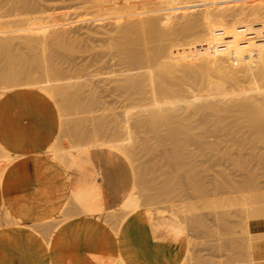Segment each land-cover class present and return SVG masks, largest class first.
Masks as SVG:
<instances>
[{
    "label": "rangeland",
    "instance_id": "rangeland-1",
    "mask_svg": "<svg viewBox=\"0 0 264 264\" xmlns=\"http://www.w3.org/2000/svg\"><path fill=\"white\" fill-rule=\"evenodd\" d=\"M25 1L31 6H29V10L31 9L29 12L32 13L33 8V15L1 19L0 24L29 19L28 24L33 25V19H45L48 23L55 24L60 30L59 33L67 36L70 42L56 47L58 41L56 36H45L39 29L32 26L31 35L39 48L38 56L47 60V65L53 64L57 67L61 76L56 80H52L51 77L40 78L42 71L35 69L32 72L33 76L40 78L37 83L27 80L17 86H0V99L7 94L27 88L38 90L50 98V101L55 104L60 121L56 144L62 148L63 163L58 162L69 170L68 166L73 162L76 150L87 146L82 141L73 139L74 130L78 134L81 132L75 127V122L78 123L80 120L81 125L80 123L77 125L85 131L98 134L104 131L107 136L111 137L113 124L111 128L108 124L111 117L113 120L114 115H117L116 121L124 120L120 122L124 126L126 117L123 116V112L126 111L125 109L129 110L130 104L132 105L130 109L135 113H137L136 110L143 108L138 107L139 101L132 100L131 103L129 102L131 100L125 99V94L120 91L119 87L127 77L144 76L146 70L142 67L134 69L132 66V68L116 51L115 45L120 36L118 37L119 31L115 23L122 19L110 20L113 12L129 8L133 4L113 5L104 0ZM186 1L191 0H161L160 2L170 4L179 10ZM160 2L155 1V3ZM212 8V11L225 15L231 30L235 29L232 35L244 33L243 35H250L251 38V34L254 33L257 38L264 37L263 21L260 23L262 32L258 31L260 27L258 22L261 19L264 20L262 5L252 4L245 0H216ZM238 29L244 31L238 32ZM203 32L174 42L178 44L179 41H200V39L203 41H200L201 44L205 42L206 44H202L201 47L202 53L207 57L218 59L216 65L235 75L236 82L226 85L224 89L226 93L231 94L237 91L239 86L245 94H251L255 90L264 91V80H256L255 70L246 72L235 68L236 57L223 54L225 49L223 37L226 35H218V37L215 35V38L212 37L214 34L204 32L210 35V38L206 36L207 34L203 36ZM257 32L259 35L256 34ZM259 32L262 33L261 36ZM199 34L202 36L200 37ZM254 37L252 36L253 40H251L256 43L257 38ZM170 42L167 44H174ZM154 43L157 44V42ZM17 45L16 50L20 48L28 54L27 49L20 47L21 44ZM67 45L68 50L65 47ZM150 45L153 46L152 43ZM210 45L214 46L211 48ZM69 46L73 47L71 48L73 51L69 49ZM214 78L218 80L217 77ZM201 82L197 81L199 85L195 83L196 86L189 87L187 96L204 95L213 98L214 90ZM79 86L84 89L82 105L90 99L95 102L91 104L89 111L88 102V109L87 103L83 107L82 105L65 107V100L68 99L67 92L74 91ZM59 89L66 93H58ZM121 90H123L122 87ZM5 92L6 94L3 95ZM83 99L86 101L83 102ZM141 104L144 106L147 102L145 104L144 101ZM141 104L139 103V106ZM135 113L133 112L129 117L134 127L132 135L138 156L133 162L126 164L123 171L128 169L127 172L131 176L129 178L126 176V178L131 182V191L135 189L141 200L142 208L150 210L156 221L163 217L173 219L175 215L183 224L186 233L181 239L189 249L188 258L183 264H263L256 255V237L251 234L249 225L252 220L264 218V140H259L247 127L238 132L235 121L227 119L223 122V129L216 128L217 131L211 127L205 131L200 128L190 131L191 133L185 132L179 137L178 144L174 145L169 142L170 137L167 136L168 141L163 145L161 139L155 134L138 133L137 128L133 126L137 122ZM119 114H122L121 118L119 116L120 120ZM105 118H108L109 122L105 121ZM100 119L102 120L99 121ZM98 122L103 125L97 126ZM106 122H108L107 127L104 125ZM191 122L196 123V120L192 119ZM97 127L98 129L100 127V130ZM103 134L101 135L105 136ZM95 148L100 147L96 146L91 149ZM1 159L2 153H0ZM121 167L123 168L124 165ZM0 217V228L11 224L4 218L3 212L0 213ZM122 217L123 215H120V218L116 216L119 225ZM65 219L68 220L69 216L62 215L61 219L55 220V224L60 225ZM104 220L107 225L116 228L115 222L107 223L106 219ZM111 263L126 264L122 256L117 259L112 258Z\"/></svg>",
    "mask_w": 264,
    "mask_h": 264
},
{
    "label": "bare ground",
    "instance_id": "bare-ground-1",
    "mask_svg": "<svg viewBox=\"0 0 264 264\" xmlns=\"http://www.w3.org/2000/svg\"><path fill=\"white\" fill-rule=\"evenodd\" d=\"M106 1L113 5L133 4L129 8L113 12L110 20L122 19V21L115 23L116 29L119 31H117L119 33L118 37L120 36L115 45L116 51L134 69L142 67L146 70L144 76L136 78L127 77L122 85H120L123 90L119 87L120 91L125 94V99L131 100L129 102L132 103V100L139 101L140 104L144 101L145 104L147 102L146 105L143 104L144 106L142 104L139 106L138 103V107H143L144 109L136 108L139 109V111L136 110L137 113L133 111L135 115L137 114V122L133 126L137 128L138 133L155 134L161 139V144L163 145L168 141V136L170 137L169 142H172L174 145L178 144L179 137L185 132L195 131V129L200 128H203L205 131V129L211 127L212 129L215 128V130L223 129V122L227 119H233L238 132L247 127L259 140H264V91L255 90L251 94H245L239 86L237 91L231 94L226 93L224 90L226 85L236 82L235 75L216 65L219 61L218 59H213L210 56L207 57V55L202 53V44L205 45L206 43L201 44L200 41L203 42L201 39L200 41L181 42L183 38L198 34L201 31L211 33V35L214 34L212 37H215V35L217 37L218 35H226L225 37L222 36L224 41L223 39L221 40L225 47L223 54L236 57L235 68L245 70L246 72L255 70L257 72L256 80L261 81L264 80V37L257 38L254 33L253 35L250 33L251 38L249 37L250 35H243L244 33L237 34L244 31H239L241 27H239L237 33L234 31L237 35H232V31L235 29L231 30L228 25L230 23L225 19V15L220 12L217 13L214 10L215 13L212 11L216 0L186 1L179 10L170 4L161 3V0H159L160 3H155L158 0H104V2ZM245 1L264 7V0ZM29 6L30 4L28 5L24 0H0V20L31 16L33 15V8L31 13L29 12L31 11V9L29 10ZM125 18L131 20L124 21L123 19ZM27 21L30 20L24 19L0 24V86H17L27 80H33L34 83H37L40 78L44 77H51L52 80H56L61 76V72L57 67L53 64L47 65V60L41 59L38 56L39 48L35 44L31 30L32 26H35L45 36H56L58 39L56 47L69 44L70 41H68L67 36L59 33L58 27L55 24L48 23L45 19H33V25L28 24ZM258 23L259 26L260 23L263 25L264 20L261 19ZM260 28L261 26L258 31H261ZM204 32L203 36L207 34H204ZM261 32H259L260 36ZM206 36L210 35L207 34ZM252 36H255V39L257 38L256 43L252 41ZM177 40L181 41L175 44L176 42L174 41ZM169 41L174 44H167ZM154 42H157V44ZM17 44H21L20 47L27 49L28 54H25L20 48H18L20 50H16ZM155 45L156 47H154ZM70 46L69 49L72 50L71 48L73 47L70 48ZM212 46L210 45L211 48ZM65 47L67 49L68 45ZM35 69L42 71L40 78L33 76L32 72ZM214 77H217L218 80H215ZM197 81L199 83L202 81L201 83L209 85L214 90L215 96L213 98H208L204 95L196 97L187 96L189 87L191 88ZM196 85L199 84L197 83ZM64 92V90L60 89L58 91L60 94ZM5 94L6 92L3 95ZM67 94L68 99L65 100V107L71 108L82 105V98L84 96L83 87L79 86L74 91H68ZM83 100V102L86 101L85 99ZM87 102L90 104L89 108L92 106L91 104H95L91 99ZM88 103L86 105L87 109ZM133 104L135 103L133 102ZM130 105L129 107L131 108L132 105ZM134 107L136 106L134 105ZM130 108L129 110L125 109L126 111L123 112V116L126 117L124 126H122L123 123H120L121 121L124 122V120H120L122 114L118 115V118L121 115L119 118L120 122L115 119L117 115H114V121L111 119V116V118L109 117L110 120L105 118V121H110V123L108 121L104 124L105 127L109 124L111 128V124H113L111 137L107 136L104 131H101V134L104 133L103 135L105 136L97 132L85 131L80 127V120L78 123L75 122V127L79 129V132L81 130V132L78 134L74 130V134L72 133L73 139L82 141L87 146L76 150L75 158L68 167L71 169L80 155L96 146L109 148L113 152L116 151L128 159L129 162H133L138 155H136L137 148L133 141L132 128L134 127H132L130 123L131 117H129L133 112L132 108ZM132 119L134 120V118ZM192 119L196 120V123L191 122ZM79 123L80 125H77ZM100 124L98 122L97 126ZM120 125L121 127L118 128ZM100 127L99 129L97 127V129L100 130ZM83 131L85 132L82 133ZM86 132L89 133L86 134ZM87 136L90 137L88 138ZM56 143L57 141L46 154L52 159L63 163L62 148ZM0 153H2V159L0 160L1 184L7 169L17 158L8 153L1 145ZM133 190L123 205L112 212L123 215L120 225L132 214H140L150 224L154 219V215L150 210L142 208L141 200L136 194L135 189ZM72 196H74L73 198L79 206L78 208L83 213L87 215H100L104 213V210L100 206L99 195L96 189L82 190L74 193V195L72 194ZM7 216L11 218L9 213H7ZM15 221L17 220L15 219ZM157 226L163 230L167 229L170 236H174L175 240H180L186 233L183 224L179 222L175 215L173 219L168 217L161 218L157 221ZM48 250L53 252L51 264H112V258L117 259L121 257L119 252H94L82 255L67 253L60 248L56 240H52Z\"/></svg>",
    "mask_w": 264,
    "mask_h": 264
},
{
    "label": "crops",
    "instance_id": "crops-1",
    "mask_svg": "<svg viewBox=\"0 0 264 264\" xmlns=\"http://www.w3.org/2000/svg\"><path fill=\"white\" fill-rule=\"evenodd\" d=\"M59 122L55 104L38 90L20 89L0 99V145L17 158L0 184V213L11 223L0 228V264H51L52 240L67 253L119 252L127 264H183L187 244L158 227L155 219L148 224L132 214L117 223L116 215L122 214L112 211L132 192L131 175L123 171L130 163L123 155L91 149L69 170L48 157ZM87 189L97 190L104 213L87 215L78 208L72 194ZM62 215L69 219L55 224ZM249 230L264 264V218L252 220Z\"/></svg>",
    "mask_w": 264,
    "mask_h": 264
}]
</instances>
